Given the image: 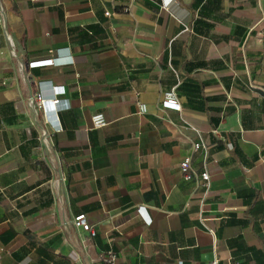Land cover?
I'll return each mask as SVG.
<instances>
[{"label":"crops","instance_id":"1","mask_svg":"<svg viewBox=\"0 0 264 264\" xmlns=\"http://www.w3.org/2000/svg\"><path fill=\"white\" fill-rule=\"evenodd\" d=\"M160 4L0 0V264H264V0Z\"/></svg>","mask_w":264,"mask_h":264},{"label":"built area","instance_id":"2","mask_svg":"<svg viewBox=\"0 0 264 264\" xmlns=\"http://www.w3.org/2000/svg\"><path fill=\"white\" fill-rule=\"evenodd\" d=\"M32 1H42V0H32ZM172 2V0H161V7L164 10H167L169 4ZM108 16L109 14L106 13ZM184 31H189V28L184 27ZM6 38L8 41H10L9 37L5 33ZM13 54V52H11ZM72 60L70 56L65 55V53H61V50H57L55 52H51L49 57L40 61H34L27 64V68L33 69V68H39V67H59V66H65L71 64ZM23 79L26 81L29 79V74L26 71H23ZM63 92L62 89L55 90V93H61ZM57 95V94H56ZM60 104V101L55 99L52 101H46L44 100L40 94H32L29 99L26 102L27 107L31 110L33 113V119L31 121V124L34 125V121L37 115V112H41L43 115L47 113V110L51 109H57V106ZM160 107L162 109H172L179 111L180 105L177 100V95L174 91V88L164 92L162 94V98L160 101ZM146 112L145 105L140 104L138 105V114H144ZM47 120V119H46ZM44 121V120H43ZM90 123L92 129H99L103 128L107 125V121L104 118V116L101 113L93 114L90 117ZM37 140L41 146L40 149L47 148V133L44 131V129L40 128ZM192 151H196L199 148H203V145L201 143H193ZM179 172L182 175L184 180H195L196 184L198 186H203L205 189L209 187V174L206 170L203 172L196 174L194 171H192L189 163V157H186L180 164H179ZM143 209H136V213H142ZM199 221L202 222V218L200 215H198ZM150 221H148L149 223ZM72 224L76 229H81L82 231L88 233L91 237L94 236V231L90 225L86 222V219L83 214L76 215L73 220ZM101 259L104 264H120L117 261V256L109 249L107 250L102 256Z\"/></svg>","mask_w":264,"mask_h":264}]
</instances>
